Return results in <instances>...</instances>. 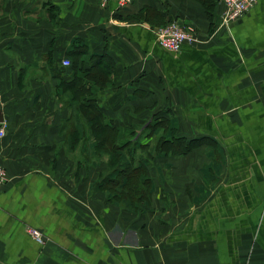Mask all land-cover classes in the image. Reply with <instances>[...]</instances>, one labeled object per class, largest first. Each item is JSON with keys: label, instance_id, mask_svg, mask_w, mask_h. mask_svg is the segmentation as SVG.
Masks as SVG:
<instances>
[{"label": "crops", "instance_id": "0c3cea01", "mask_svg": "<svg viewBox=\"0 0 264 264\" xmlns=\"http://www.w3.org/2000/svg\"><path fill=\"white\" fill-rule=\"evenodd\" d=\"M50 1L55 21L49 0L0 17V264H264V0L234 23L220 0ZM172 22L197 36L179 53L156 38ZM104 54L112 85L96 104L108 121L140 134L171 120L179 137L218 146L142 151L153 181L143 212L110 202L97 189L107 165L80 167L86 155L68 149L70 129L89 125L61 85L74 79L63 61L79 56L88 71Z\"/></svg>", "mask_w": 264, "mask_h": 264}, {"label": "trees", "instance_id": "16d2710c", "mask_svg": "<svg viewBox=\"0 0 264 264\" xmlns=\"http://www.w3.org/2000/svg\"><path fill=\"white\" fill-rule=\"evenodd\" d=\"M198 1L208 7L213 3V0ZM216 1L218 0H214ZM45 6L50 12L48 19L55 21L59 15L58 7L50 0ZM76 49L81 51L82 47L77 46ZM95 57L99 59L96 69L85 71L83 68H77L75 64L78 62V56L75 61L69 59L71 65L61 70L62 73H68L67 70H70L74 77L70 83H61L64 92L68 90L71 92L70 107L78 110L89 125L88 129L83 125L70 129V134L76 133L79 139L71 142L68 149L73 152L80 149L81 153L86 155L80 167L89 169L107 165L108 173L100 176L97 189L107 193L110 202L129 213L143 212V206L151 205L153 181L148 174L152 161L146 156L140 158L142 151L148 150L153 158L168 155L185 156L204 145L213 149L218 146L208 137L194 139L179 137L177 125L171 124V120L170 123L166 120L154 121V124L150 123L140 134L137 133V129L117 128L112 121L106 119L96 104V93L112 85L109 77L113 74L114 62L105 54ZM100 65L103 67L102 70L99 68ZM153 136H157L153 145L142 144L144 138ZM213 153L220 154L219 150ZM209 174L212 175V172Z\"/></svg>", "mask_w": 264, "mask_h": 264}, {"label": "built area", "instance_id": "2783aa9c", "mask_svg": "<svg viewBox=\"0 0 264 264\" xmlns=\"http://www.w3.org/2000/svg\"><path fill=\"white\" fill-rule=\"evenodd\" d=\"M130 3L134 0H125ZM259 0H220L224 5V22L234 23L244 17L249 10L256 5ZM156 38L158 44L171 53H179L185 44H193L197 41V36L189 27H185L177 22L169 23L164 27L156 30ZM71 62L69 59L63 61L64 67H69ZM5 126L0 129V137L6 135ZM8 175L6 169L0 164V191L7 183ZM32 236L38 242L41 241L40 234L37 231L31 232Z\"/></svg>", "mask_w": 264, "mask_h": 264}, {"label": "rangeland", "instance_id": "374dc122", "mask_svg": "<svg viewBox=\"0 0 264 264\" xmlns=\"http://www.w3.org/2000/svg\"><path fill=\"white\" fill-rule=\"evenodd\" d=\"M32 1L33 0H0V17L6 15L9 8L11 9V11H14L16 13V9L18 10L20 8H24L28 3ZM41 1L43 0H40V2ZM24 16L26 17L25 14L23 15V18Z\"/></svg>", "mask_w": 264, "mask_h": 264}, {"label": "water", "instance_id": "95a60500", "mask_svg": "<svg viewBox=\"0 0 264 264\" xmlns=\"http://www.w3.org/2000/svg\"><path fill=\"white\" fill-rule=\"evenodd\" d=\"M4 122V117L2 115V111H1V108H0V124Z\"/></svg>", "mask_w": 264, "mask_h": 264}]
</instances>
